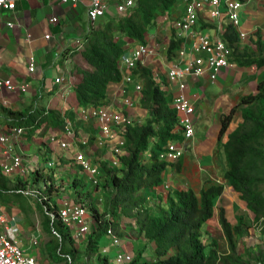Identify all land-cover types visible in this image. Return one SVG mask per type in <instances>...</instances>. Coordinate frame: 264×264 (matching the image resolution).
<instances>
[{
	"label": "trees",
	"instance_id": "trees-1",
	"mask_svg": "<svg viewBox=\"0 0 264 264\" xmlns=\"http://www.w3.org/2000/svg\"><path fill=\"white\" fill-rule=\"evenodd\" d=\"M178 0H136L135 7L126 15L100 21L99 25L88 30L83 37L82 56L89 63L85 69L73 65L71 72L78 80L74 83V99L70 107L79 111L85 106H103L107 103L108 86L111 82L122 80L121 57L128 52L129 46L117 40V37H129L135 41L148 42L158 21L165 13L172 11ZM226 39L234 43L237 33L229 27ZM123 43V44H122ZM179 46L178 38H171L169 57L173 49ZM256 50H246L241 56L235 53V60L240 65L264 67V41L259 39ZM238 51V49H237ZM239 52V51H238ZM250 55V56H249ZM136 73L143 81L140 92V106L147 110L143 122L135 121L127 127L125 138L126 153L117 157L118 165H109L101 161V180L97 187L89 188L84 178L75 177L74 187H80L77 195L89 202L93 214V233L86 237L84 248L87 257L98 255L100 241L106 236L110 223L119 236L126 233L121 222L131 221L135 238L144 239L147 245L153 244L154 259L144 255L147 247L138 249L130 261L117 264H264V250L251 249L240 251L239 245L245 234V218L236 216V224L227 217L224 206L219 208V223L227 244V252L219 250V243L212 239L205 240L203 225L216 215V202L223 195L225 185H211L201 189L200 193L192 188L180 190L172 188L166 200L159 203L161 213L153 214L145 206L147 198L143 190L153 189L164 182L163 173L168 163L159 159L162 148L169 139L181 137L175 127L178 113L172 107V96L167 95L162 86L152 77L148 67L140 66ZM37 96L28 109H7L13 127L37 126L45 122L46 131H58L64 126L63 117L56 109H46L39 105ZM242 121L229 134L224 143L226 154L225 184L232 188L237 197L246 203V208L253 213V221L264 236V79L258 82L257 92L243 96ZM234 109L223 119L221 134L232 119ZM79 128L76 130L78 135ZM94 136L91 138V143ZM84 147V146H82ZM182 169L180 160L174 166ZM88 187L85 191L84 188ZM100 192L101 197H95ZM51 196V195H50ZM43 219L51 224L53 231L62 238L57 245V261L74 264L78 251L72 249L67 256L63 254V242L70 230L62 233L57 224L66 228L60 219L52 221L46 214L51 205L44 207ZM99 257H101L99 255ZM151 257V256H150ZM105 264H108L105 258Z\"/></svg>",
	"mask_w": 264,
	"mask_h": 264
},
{
	"label": "crops",
	"instance_id": "crops-1",
	"mask_svg": "<svg viewBox=\"0 0 264 264\" xmlns=\"http://www.w3.org/2000/svg\"><path fill=\"white\" fill-rule=\"evenodd\" d=\"M119 1L113 0L106 15L99 19L95 25L88 18V8L91 0H80L79 5L61 4L58 0H18L17 9L14 12H0V35L2 38L0 76L13 77L17 82L28 84L24 92L19 89L14 91L0 90V134L10 135L13 141L14 154H22L24 155L23 159L31 160L26 165L31 169L29 175H7V173H2L0 193L11 192L30 199L22 191L24 189L31 190L32 186H36V182L33 178L29 179L28 176H31L33 171L37 174L39 168L47 171L49 169L47 161L53 159L51 155L56 152L58 156H61V154L66 156L70 161V165L67 163L69 166L65 172L55 175L53 178L56 186L59 187V191L54 190L55 192L53 191L50 194L49 202L55 209L62 205L61 201L65 198L75 202H84V198L77 195L80 187H74L72 184L76 176L82 178L84 175L78 171L75 172L74 168L77 169V165L75 160L70 158L71 152L61 149L58 144L50 142L49 139L52 133L64 137L62 132L64 126L58 131H46L47 125L43 122V124L40 123L35 127H28L24 135L17 139L14 138L13 126L8 124L11 116L8 114L7 109H28L37 96L41 97L38 102L39 105L45 106L46 109H56L61 112L64 125L65 121L71 120L75 123V130L79 128L76 143L75 146L73 145L72 150L77 148V150L86 153L100 169L101 161H107L112 166L118 165L113 163L116 158L110 151L113 144L104 143L106 139L99 131L97 120L92 117L84 120L82 117L81 111L84 108L95 106H85L81 107L79 111H75L74 107L71 109L69 101L75 98L73 85L78 80V77H74L73 72H71L73 65L76 64L85 69L90 68L89 63L81 54V48L75 46V41L79 37L86 36L87 31L91 28L94 30L99 22L107 20V17L108 19L116 18L115 4ZM242 12V29L251 32L264 29V0H244ZM54 16H57L59 20L52 23L51 18ZM165 17L166 15L161 17L153 32L147 37L148 42L158 43L159 46V58L156 59L157 55L149 57L147 63H145L152 70L154 67L157 69L165 67L168 61L170 62L168 59L169 43L167 38L174 30V26ZM8 22H13L14 26L9 27ZM47 35H50V37L47 38ZM214 35H218V30L214 31ZM124 38L121 36L117 40L125 42L126 39ZM157 40L162 41L158 42ZM128 42H131V39ZM187 48L190 50L189 44H187ZM32 55L37 59V70L34 73H29V58ZM64 67L70 68L69 78L73 90L69 94L63 92L61 86L55 82V78L62 74ZM262 79H264V67L258 68L236 63L224 68L215 82H211L209 79L206 81L199 80V82H203V85L197 84L193 88L197 94L195 99L197 113L194 120L195 138L189 143L186 156L181 159L182 169L177 171L174 166H171L164 174V183L157 190L154 191L149 188L143 190L153 199L157 195V200L153 202L156 203L160 200L159 203H163L164 201L161 200H166V195L172 188L180 190L192 188L199 193L204 187L225 185L224 173L227 164L224 143L228 140L230 132L242 120L241 108H236L227 131L221 137L220 129L223 117L231 112L232 108L241 100V97L257 92L258 82ZM195 83L193 81L192 86ZM126 97L131 99L132 104L129 106H125L124 100ZM105 105L125 110L127 116L133 122H143L146 119L147 110L140 106V93L135 90L134 84L126 83L124 80L109 84ZM92 136H94V140L91 143ZM83 139L88 140L87 145L84 147H82L81 142ZM41 149H45L50 156L46 157L45 162L41 158ZM4 150L5 145L0 142V167L7 159ZM232 194L235 193L229 192L228 186H226L225 193L221 197L222 201L225 203L228 201L227 204H229L228 198L235 201ZM95 197L100 198V192H96ZM240 204L244 206L242 201H240ZM243 206L241 210L245 211ZM158 207L157 209H159ZM87 208L89 210L88 219L91 220L94 226L93 221L95 219L90 211L91 208L89 206ZM0 214L3 215L6 221L10 220L12 216L16 217V223L20 228L19 238L21 244L27 249L28 253L32 252L38 256V264H41V256L44 264H66L65 261L58 262L56 260L57 257L48 248L50 238L45 239L39 226L36 229L32 216L25 209H20L12 202L0 199ZM128 222L130 227L128 229L123 227V231L132 230L133 224L131 221ZM128 222H123V224L127 225ZM3 227L4 224L0 222V231ZM69 230L70 235H66L65 241H70L72 248L78 251L74 264H81L83 259L87 262L92 261L94 264H105V258H107L108 264H117L116 257L118 253L126 251L134 255L138 249L143 247H147L144 252L146 257H152L155 254V251L150 250V247L154 248L153 244L147 245L144 239L137 240V238H133L135 236L131 237L126 233L125 236L121 237L125 241L124 244L115 247L111 243V238L106 234L100 241L98 255L84 256L80 259L81 253L79 251L86 250V247L84 248L86 237L92 234L93 231L84 238L77 239L74 234L75 229L69 228ZM55 233L57 234V232ZM35 237H38L39 244L33 246L31 240ZM70 249H68V252Z\"/></svg>",
	"mask_w": 264,
	"mask_h": 264
},
{
	"label": "built area",
	"instance_id": "built-area-1",
	"mask_svg": "<svg viewBox=\"0 0 264 264\" xmlns=\"http://www.w3.org/2000/svg\"><path fill=\"white\" fill-rule=\"evenodd\" d=\"M18 0H0V12H14L17 9ZM27 1V0H24ZM61 4L79 5L80 0H58ZM113 0H91L88 8V18L95 25L97 21L105 16L109 10ZM226 4V10L229 19L235 24L240 23L241 2L239 0H183L182 8H184V16L182 20L176 22V26L182 31L192 35L197 32L193 29L199 19V13L206 5L209 6L207 11L212 17H217L221 14L220 5ZM136 5V0H120L115 4L116 13L126 15ZM58 17L51 18V22H58ZM9 27H13V22L7 23ZM50 35H47L49 38ZM249 34L245 31H240V39L243 42H250ZM262 38L264 39V29L262 30ZM118 39V37H117ZM255 35L252 41L257 40ZM128 38L125 44H130ZM168 42V41H167ZM77 48H84L83 38H77L75 41ZM136 43V42H135ZM190 49L191 57L186 56V46H180L178 50L174 51L176 57L168 61L165 67L155 68L152 70L153 78L172 95V105L176 109L179 117V122L176 127L177 133L182 135V138L169 139L159 154V158L166 162H176L188 150L189 143L195 137L194 116L197 112L195 99L197 94L193 88L197 85L199 80L205 81L207 78L214 80L218 78L220 72L224 67L230 65L229 57L233 53V49L222 40H212L208 35H200L198 38L194 37ZM2 51V38L0 35V54ZM157 55L159 58L158 43H143L137 41L135 47L128 53H125L121 58L123 80L126 83L134 84L136 91L143 89L142 80L138 79V74L135 72L140 65L146 66L149 57ZM29 73H34L37 70V59L34 55L29 58ZM70 68L64 67L62 74L55 78V82L61 86L63 92H71L72 82L69 78ZM193 81L196 83L192 86ZM28 84L26 82H17L13 77L0 76V90L26 91ZM126 105H130L131 99L126 97L124 100ZM65 113V111H64ZM84 120L95 118L99 125V131L105 137V144H113L112 152L117 155L126 153L125 147L127 141L125 132L131 119L124 114V112L116 107L111 106H95L91 108H84L81 111ZM75 123L71 120L65 121L64 130L62 131L64 137L56 134H50V142L58 144L61 149L71 150L73 142L76 140ZM27 127L17 126L13 127L14 138L17 139L26 133ZM0 142L5 145L4 155L7 159L2 164V169L5 173L21 174L22 176L29 175L30 167L26 166L23 162L22 154L13 153V141L10 135L0 134ZM83 146L88 143L87 139H83ZM104 147V146H102ZM73 151V150H72ZM74 160L77 165L75 172H83L88 175L91 187H97L101 180L100 167L89 158L83 151H77L74 154ZM114 163H116L114 161ZM55 161L53 159L47 161V167L53 168ZM25 195L29 196L31 191L24 189L22 191ZM43 198H47L43 195ZM62 205L58 208H53L50 211L52 221L60 219L62 223L68 228L75 229L74 234L76 238L80 239L91 233L94 229L91 220L88 219V208L83 202H75L74 200L62 199ZM0 222L4 224L3 229L0 231V264H38V256L27 252V249L21 244L19 238L20 228L16 223V217L12 216L10 220L6 221L3 215L0 214ZM94 222V221H93ZM122 227L124 226L121 222ZM107 236L111 238V243L115 246H121L123 240L115 232L113 225L110 223L107 229ZM33 246L39 244L38 237L31 240ZM106 251V249H104ZM132 255L126 251L118 253L116 263H125L130 261Z\"/></svg>",
	"mask_w": 264,
	"mask_h": 264
},
{
	"label": "rangeland",
	"instance_id": "rangeland-1",
	"mask_svg": "<svg viewBox=\"0 0 264 264\" xmlns=\"http://www.w3.org/2000/svg\"><path fill=\"white\" fill-rule=\"evenodd\" d=\"M106 19L108 20V17ZM211 33L214 34V31L212 30ZM156 37H157V35H156ZM157 41L161 42L162 40H157ZM75 133H76V131H75ZM75 143H76V140L73 142L74 146H75ZM69 151L72 154L70 158L74 159V157H75L74 154L75 153L77 154V151H78L77 148H75V150H73V151H72V149ZM48 156H49V154L47 153V151H45V149H41V158L43 159V162H45L46 157H48ZM23 157H24V155H23ZM51 157L55 161V165L53 168H49V169H47V171H43L41 168H39V170H38L39 172L37 174L35 171H33L32 175L28 176L29 179L33 178L35 180L34 182H36V186L35 187L32 186L31 190L29 189L31 191V194L29 195L30 199L27 197L18 196L17 194L11 193V192H7V193L1 192L0 193V199H2L4 201L12 202L13 204L17 205L20 209H25L32 216V218H33L32 221H33L34 226H36V229H37V226H39L41 228V234H44L45 239L50 238L52 240L51 241L49 239L48 248L54 253V256L57 257L58 256L57 255V245L60 243V241H62V238L59 237L53 231V227L51 226L49 221L46 222L43 219V211L41 210V209H43V207H40L38 205V203H42L45 208L48 207L49 205H51V203L49 202L50 194H52V192L54 190L59 191V187L56 186V182L53 181V178L55 177V175H59L60 173L65 172L66 168L70 165V161L66 156H63V154H61V156L56 155V152H55V154H52ZM30 161L31 160L23 159V162L25 165L29 164ZM67 163L69 165H67ZM74 169H76V168H74ZM2 173H5V172L2 169V167H0V178L2 176ZM80 173L84 175L83 178H84L85 182L87 183V186L90 188L91 183H90L89 177H86V174L83 172H80ZM7 175H9V174H7ZM27 181H29V180H27ZM88 187L84 188L83 190L86 191L88 189ZM230 191L231 190H229V192ZM43 195H46L47 198L46 199L43 198ZM232 196L234 197L235 201H233V199H230V198H228L229 204H227L228 201H226V203L224 201H221L218 203V201H217V207L219 209L221 204L227 205L226 206V211H227L226 215H227L228 219L231 220L234 224H236V215L241 214L244 216V218H245V227H244L245 234L242 237L241 243L239 245L240 251L243 252L244 249L248 248L249 246H251V249L262 248L264 250V236L263 237L261 236L260 230L258 229L259 227L253 221V213H252V215H249L248 212L244 213V211H237V209H241L243 204L242 205L240 204V199L237 197L236 194H232ZM83 203L86 206H89L88 201L87 202L84 201ZM242 209H244V208H242ZM51 210H52V205H51ZM50 211H48V213L46 214L47 217H50ZM215 220H216L215 218H211V220L209 222H207V223H211V224L204 227L203 231H204V235H205V240L211 241L212 239L217 238L218 243L221 244L220 245V251H222V250L226 249V246H225L226 242H225V240H223V237L220 234V231H222V230H221L218 222H216ZM212 222H214V223H212ZM56 226H57V229L60 230L62 233H65L67 231L66 229H69L67 226H66V228L65 227L62 228L58 224ZM124 227L128 229L130 227V224L128 223L127 225H124ZM124 232L127 233L128 236L129 235L131 237L135 236L134 233L132 232V230H129L128 232H126V231H124ZM120 237H122V236H120ZM135 237H133V238H135ZM140 239L141 238L137 237V240H140ZM124 242L125 241H123V243ZM72 245H73V242H72ZM70 248L74 249V248H72L70 241H64L62 251H63V254L65 256H67L68 249H70ZM150 250L152 252L155 251L153 248H151ZM79 252L81 253L80 259L84 258V256H87L86 250L79 251ZM153 257L154 256L149 257V258L152 259ZM76 259H77V256H76ZM40 261H41V264H44V262L42 261V256L40 257ZM86 262L87 261L85 259H83L81 261V264H94V262H92V261H88L87 263Z\"/></svg>",
	"mask_w": 264,
	"mask_h": 264
},
{
	"label": "clouds",
	"instance_id": "clouds-1",
	"mask_svg": "<svg viewBox=\"0 0 264 264\" xmlns=\"http://www.w3.org/2000/svg\"><path fill=\"white\" fill-rule=\"evenodd\" d=\"M240 2H241V7H240V9H239V12H240V23H239V25H235L230 19H229V17H228V14H227V10H226V4H224V3H222L221 5H220V10H221V14L219 15V16H217V17H212L210 14H208L207 13V11H208V9H209V6L208 5H206L205 6V8H203L202 10H200L201 12L199 13V19L197 20V23H196V25L194 26V30H195V32H197V34L196 35H192L191 37H192V39L189 37V33H187V32H184V31H182L180 28H178L177 26H176V22L178 21V20H182V18H183V16H184V8H182V4H183V0H178L177 1V3H176V5L173 7V9L172 10H174L173 12L171 11V12H169V13H165L164 15H166V17H165V19L166 20H170L171 22H172V24H173V26H174V30L171 32V34L168 36V38H167V41H168V43H169V48H170V44H171V38H174V37H177L178 38V42H179V46H176L174 49H173V57L172 58H170L169 57V54H168V59L169 60H172L173 58H175L176 57V55H175V53H174V51H176V50H178L179 48H181L180 46H186V50H187V55L186 56H189V57H191L190 55H191V53H190V50L187 48V44H189L190 45V49H192V43H193V41H194V37H199L200 35H208L212 40H222V41H224L226 44H228L232 49H233V53L230 55V57H229V61H230V65L229 66H231V65H234V64H236L237 62H236V60H235V53L237 52L238 54H240L241 56H243V54H244V52L246 51V50H251V51H253V50H256V43L259 41V39H262L263 41H264V39L262 38V30L263 29H259V30H256V31H253V32H251V31H246V30H244V29H242V22H243V12H242V10H243V6H244V0H239ZM106 15V14H105ZM163 15V16H164ZM119 15L117 14V16L116 17H118ZM120 16H122V15H120ZM104 17V16H103ZM101 19V18H100ZM98 22V21H97ZM229 27H232L235 31H236V33H237V40L236 41H234V43H232L231 41H229L228 39H226L225 38V36H226V34H227V30H228V28ZM215 31V30H218V35H214L213 33H211V31ZM240 31H245V32H247L248 34H249V40L248 41H250V42H243L242 41V39H240ZM221 35H223V36H221ZM257 36L258 37V39L257 40H255V41H252V37H254V36ZM131 39V38H129V37H125L124 39ZM137 43V41H135V40H133V39H131V42H129L130 44H126V46H129L130 48L128 49V52H130L134 47H135V45H136V43ZM147 43H151V42H147ZM237 49H238V51H237ZM128 52H126V53H128ZM125 54V53H124ZM123 54V55H124ZM122 58V57H121ZM120 62H121V60H120ZM238 64V63H237ZM140 66H142V65H140ZM139 66V67H140ZM229 66H227V67H229ZM138 67V68H139ZM144 67H147V66H144ZM227 67H224V68H227ZM149 68V67H148ZM223 68V69H224ZM150 69V68H149ZM137 70V69H136ZM151 70V75H152V69H150ZM223 71V70H222ZM221 71V72H222ZM136 72V71H135ZM221 72H220V74H221ZM219 74V75H220ZM152 77H153V75H152ZM219 77V76H218ZM138 79H140V80H142L141 78H140V76L138 75V77H137ZM208 79V78H207ZM206 79V80H207ZM122 80H123V75H122ZM205 80V81H206ZM210 80V79H209ZM217 80V78L216 79H214V80H210L211 82H215ZM143 82V81H142ZM197 84H201V85H203V82H197ZM143 88H144V85H143ZM165 91V90H164ZM193 91H194V89H193ZM139 93L141 92V91H138ZM166 92V94L167 95H170V94H168L167 93V91H165ZM256 93V92H255ZM250 95V94H249ZM170 96H172V95H170ZM245 96H247V95H245ZM242 98V97H241ZM172 99V98H171ZM132 103V102H131ZM173 102H172V100H171V104H172ZM196 103V102H195ZM239 103H240V101L232 108V110L234 109V112H235V110H236V108L237 107H240L241 108V117H242V105H239ZM131 105V104H130ZM103 106H106V105H103ZM125 106H129V105H125ZM123 107V106H122ZM172 107H173V105H172ZM116 108H118V107H116ZM174 108V107H173ZM175 109V108H174ZM176 110V109H175ZM232 110H231V112H232ZM123 112H124V114H126V112L124 111V110H122ZM177 112V111H176ZM230 112V113H231ZM234 112H233V114H234ZM197 113V112H196ZM229 113V114H230ZM228 114V115H229ZM127 115V114H126ZM196 115V114H195ZM178 116V115H177ZM226 116V115H225ZM224 116V117H225ZM224 117H223V119H224ZM232 119H233V115H232ZM232 119H231V121H232ZM194 120H195V116H194ZM231 121L229 122V125H230V123H231ZM242 121V120H241ZM240 121V122H241ZM178 122H179V117H178ZM239 122V123H240ZM134 122H133V120H131V124H133ZM130 125V124H129ZM128 125V126H129ZM178 125V124H177ZM194 125H195V121H194ZM222 125H223V120H222ZM229 125L227 126V128H226V130L223 132V134H221V129H220V136L221 137H223V135L225 134V132L227 131V129H228V127H229ZM177 127V126H176ZM176 127H175V130H176ZM221 128H222V126H221ZM235 130V129H234ZM233 130V131H234ZM231 133V132H230ZM180 134V133H179ZM195 134H196V132H195ZM181 135V134H180ZM182 138V135H181V137H180V139ZM195 138V137H194ZM194 140V139H193ZM192 140V141H193ZM228 141V140H227ZM226 141V142H227ZM225 142V143H226ZM166 145V144H165ZM164 145V146H165ZM127 147V146H126ZM126 147H125V150H126ZM163 149V148H162ZM78 151H80V150H78ZM110 151L112 152V148L110 149ZM187 152H188V150H187ZM187 152H186V154H187ZM113 153V155L115 156V158H116V160L114 159V161L116 162V163H114V161H113V163L114 164H118V162H117V157L119 156V155H117V154H115L114 152H112ZM186 154L185 155H183L178 161H176V162H166V161H163V162H166V163H168L169 165H168V168H167V170L171 167V166H175V164L176 163H178L183 157H185L186 156ZM124 155V154H123ZM160 159V158H159ZM161 160V159H160ZM167 170L163 173V176H164V174L167 172ZM164 179H165V177H164ZM164 183V182H163ZM161 186V185H160ZM226 186H228V189L229 190H231L232 192H233V190H232V188L231 187H229V185L228 184H225V187ZM159 188V186H156V187H154L153 189H150V190H157ZM187 190V189H186ZM170 191V190H169ZM144 193V192H143ZM200 193V192H199ZM224 193H225V189H224ZM223 193V194H224ZM233 193H235V192H233ZM144 195H145V197L147 198V200H146V202H145V206L146 207H148V208H150L151 210H152V212H153V214H155V215H159L160 213H161V207L159 206V201L160 200H158L156 203L155 202H153V201H155V200H157V195H156V197L153 199V198H151L150 197V195L148 196V194H146V193H144ZM223 196V195H222ZM221 196V197H222ZM221 197L218 199V203L219 202H221L222 201V199H221ZM240 201H242L243 203H244V208H245V211H244V213L245 212H248V214L249 215H252V213L249 211V210H247V208H246V203L243 201V200H241L240 199ZM155 203V204H154ZM157 206H159L158 208L159 209H157ZM221 206H224L225 208H226V206L227 205H223V204H221ZM220 206V207H221ZM52 211V210H51ZM237 211H242L241 209H237ZM218 212H219V209H218V207H217V202H216V215H215V221L216 222H218V224H219V226H220V228H221V225H220V223H219V214H218ZM237 216V215H236ZM211 219H209L207 222H209ZM231 221V220H230ZM124 222H128V221H124ZM205 223L204 225H203V227H202V232H203V234H204V227L205 226H208V225H210L211 223ZM215 222V223H216ZM232 222V221H231ZM129 223V222H128ZM132 223V222H131ZM212 223H214V222H212ZM233 223V222H232ZM133 224V223H132ZM217 224V225H218ZM124 225H126V224H124ZM134 225V224H133ZM124 227V226H123ZM123 227H122V225H121V228H122V230H123ZM259 229V228H258ZM221 230H222V228H221ZM220 234L222 235V237H223V240H225V236H224V234H223V230L222 231H220ZM261 234V233H260ZM119 236V235H118ZM120 237V236H119ZM121 238V237H120ZM122 239V238H121ZM214 240H216L217 242H218V240H217V238L215 239L214 238ZM207 241V240H206ZM208 242V241H207ZM225 242H226V240H225ZM124 244V243H123ZM122 244V245H123ZM121 245V246H122ZM220 245L221 244H219V250H220ZM225 246H226V249L225 250H222V251H228L227 250V244H225ZM131 254V253H130ZM132 255V258L134 257V255L133 254H131ZM132 260V259H131Z\"/></svg>",
	"mask_w": 264,
	"mask_h": 264
}]
</instances>
